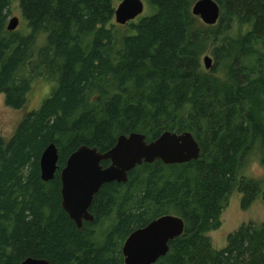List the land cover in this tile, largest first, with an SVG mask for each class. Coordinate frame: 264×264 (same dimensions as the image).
Returning a JSON list of instances; mask_svg holds the SVG:
<instances>
[{"label":"trees","instance_id":"16d2710c","mask_svg":"<svg viewBox=\"0 0 264 264\" xmlns=\"http://www.w3.org/2000/svg\"><path fill=\"white\" fill-rule=\"evenodd\" d=\"M121 1L0 0V96L20 110L32 79L54 84L0 137V264H125L126 239L164 215L182 218L185 230L155 264H264V223L243 224L222 249L209 236L235 188L245 206L261 186L240 174L253 153L264 167V0H214L215 30L193 16L199 0H147L154 13L125 33L115 22ZM14 2L26 35L7 30ZM207 51L211 70L201 64ZM168 131L190 132L200 158L143 163L127 183L104 185L89 209L94 221L78 229L62 209L68 157L83 145L105 153L122 135L151 142ZM51 143L59 169L44 182L40 158Z\"/></svg>","mask_w":264,"mask_h":264},{"label":"water","instance_id":"95a60500","mask_svg":"<svg viewBox=\"0 0 264 264\" xmlns=\"http://www.w3.org/2000/svg\"><path fill=\"white\" fill-rule=\"evenodd\" d=\"M145 9L143 0H122L115 11V22L124 26L138 17ZM193 16L207 26L217 24L221 9L214 0H199L192 8ZM17 17L10 19L7 30L14 32L19 26ZM205 68H212V59H204ZM201 148L190 132H164L148 142L145 135L132 133L118 137L109 151L102 153L86 145L79 147L67 159L61 170L62 209L82 228L84 222H93L89 212L94 196L106 184L128 182L129 173L143 163L161 161L165 165L185 164L198 160ZM59 151L51 143L40 158L41 179L50 182L58 171ZM102 162H109L103 167ZM185 230L184 220L174 215H164L146 227L134 231L124 242L122 253L125 264H155L170 250L169 243ZM21 264H51L45 259L27 258Z\"/></svg>","mask_w":264,"mask_h":264},{"label":"rangeland","instance_id":"374dc122","mask_svg":"<svg viewBox=\"0 0 264 264\" xmlns=\"http://www.w3.org/2000/svg\"><path fill=\"white\" fill-rule=\"evenodd\" d=\"M145 9L143 14L136 19V21L143 17L151 16L154 13L153 7H151L147 0H143ZM10 19L17 17L20 20L18 28L15 30L19 35H26L28 33L25 22L22 19V12L18 2H14L9 9ZM199 19V18H198ZM200 23L204 26V23L199 19ZM217 24L212 27L215 30ZM121 33L128 31L127 26H120ZM45 38L42 36L38 39L37 44L34 47L33 54L36 60V54L40 48L44 45ZM208 56L212 59V66L215 64V59L211 51H207L201 58V64L205 68L204 59ZM211 70V69H209ZM25 75L29 74V68L26 67ZM30 76V75H29ZM54 84L44 78H34L31 80V88L28 94L27 103L23 109L17 110L10 108L5 103L4 96H0V137L9 138L13 135L16 127L24 118L27 112L35 110L40 107L42 102L51 94ZM254 154V153H253ZM248 160V159H247ZM247 162V161H246ZM261 163V162H260ZM246 163H244L243 168ZM262 165V164H261ZM263 167V166H262ZM242 168V170H243ZM241 170V177L247 182H260L261 186L258 192L250 198L248 203L244 206L243 199L244 193L240 188H235L229 195V199L223 213L221 215V225L219 228L209 233L210 239L217 249H222L227 244L228 236L238 230L243 224H263L264 223V178L259 180H252L243 175Z\"/></svg>","mask_w":264,"mask_h":264},{"label":"clouds","instance_id":"9594fccd","mask_svg":"<svg viewBox=\"0 0 264 264\" xmlns=\"http://www.w3.org/2000/svg\"><path fill=\"white\" fill-rule=\"evenodd\" d=\"M242 171L243 175L252 180L264 178V167L260 163L259 154L250 155Z\"/></svg>","mask_w":264,"mask_h":264},{"label":"flooded vegetation","instance_id":"af4514ba","mask_svg":"<svg viewBox=\"0 0 264 264\" xmlns=\"http://www.w3.org/2000/svg\"><path fill=\"white\" fill-rule=\"evenodd\" d=\"M90 212V211H89Z\"/></svg>","mask_w":264,"mask_h":264}]
</instances>
